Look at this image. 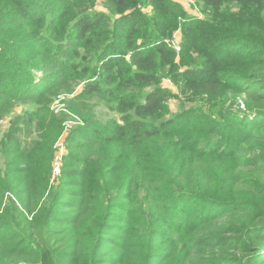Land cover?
<instances>
[{"label":"trees","instance_id":"obj_1","mask_svg":"<svg viewBox=\"0 0 264 264\" xmlns=\"http://www.w3.org/2000/svg\"><path fill=\"white\" fill-rule=\"evenodd\" d=\"M96 1L0 0V264H264V0Z\"/></svg>","mask_w":264,"mask_h":264},{"label":"rangeland","instance_id":"obj_2","mask_svg":"<svg viewBox=\"0 0 264 264\" xmlns=\"http://www.w3.org/2000/svg\"><path fill=\"white\" fill-rule=\"evenodd\" d=\"M106 1L107 0H97L96 1V10L104 12L106 15H111V13L108 10V7L106 5ZM179 2H183L182 4H184V9L187 11V15L190 17H194V18H201L203 16H205L206 14L200 11V6L198 3H196L195 5V0L189 1V0H177ZM200 7V8H199ZM146 11V10H145ZM236 11V10H235ZM174 35L176 36V38L174 39V44L176 43H180L181 44V39H182V33L181 30H177L175 31ZM174 38V36H173ZM172 38V39H173ZM42 73L38 72V76L39 78H41ZM164 87H167L169 89H171L173 92L175 93H179L177 85L174 83L173 79L171 77H165L163 78L162 83ZM82 88V84H77L75 86V91L73 94H70L68 96H62L60 98H58L57 100H55V102L53 103V108H56L58 110H60L62 107H64V104L66 103L65 101H67L69 98H72V96H74L76 93H78ZM6 96V95H5ZM62 100H64V102H62ZM1 102V100H0ZM92 102L97 103V105L94 107V111L96 116L102 120V121H107L108 119H112V118H119V115L114 112V110H109L108 108H106L104 106V104L102 102H100V100L95 99L92 100ZM100 102V103H99ZM235 102L234 104H238L239 107H244V104L242 102H236V101H232ZM170 108L171 111L173 112H177V110L179 109V105H180V100L177 98H171L170 101ZM30 105V104H29ZM187 105L189 106L190 104L187 103ZM10 105L8 106L12 111H8V112H4L2 114H0V134H2V132H4V130H7L9 128V126L12 124V120L15 117H18L20 115L23 114L26 106V104H21V102H19L18 104L14 105ZM65 109V108H64ZM57 110V111H58ZM59 114V113H58ZM77 124H81L78 120V116L72 113L68 112V117H67V123H66V127L64 130L63 135L61 136V138L59 139V141L57 142V151L55 153V157H54V177H58L61 176V167H62V158H63V154L66 151V143H67V136L69 131L73 128V126L77 125ZM2 162V161H0Z\"/></svg>","mask_w":264,"mask_h":264},{"label":"built area","instance_id":"obj_3","mask_svg":"<svg viewBox=\"0 0 264 264\" xmlns=\"http://www.w3.org/2000/svg\"><path fill=\"white\" fill-rule=\"evenodd\" d=\"M186 1V0H185ZM189 1H192L193 2V0H189ZM187 2V1H186ZM183 3V2H182ZM188 3V2H187ZM184 5V4H183ZM148 10V9H147ZM176 38V36L174 35V38L172 39V41H171V43H172V46H173V48L177 51V52H180V50H181V44L180 43H176V44H174V39Z\"/></svg>","mask_w":264,"mask_h":264}]
</instances>
